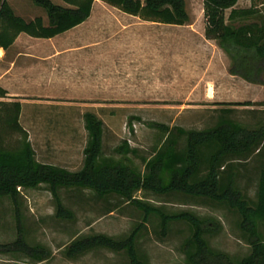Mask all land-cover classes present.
Masks as SVG:
<instances>
[{
	"label": "trees",
	"instance_id": "trees-1",
	"mask_svg": "<svg viewBox=\"0 0 264 264\" xmlns=\"http://www.w3.org/2000/svg\"><path fill=\"white\" fill-rule=\"evenodd\" d=\"M42 8V17L26 20L14 13L7 0H0V48L8 49L20 33L36 38H51L85 21L94 0H32ZM120 11L144 21L184 25L190 21L185 0H101ZM238 0H202L204 34L215 40L230 59L229 73L250 83H263L264 72V0H251L248 7H236ZM7 91L0 86V98ZM264 104V103H262ZM18 101H0V199L8 197L17 205L21 189L47 186L55 209V217L72 220L74 213L59 196L60 189L89 190L98 197L116 196L143 212V222L150 214L160 218L161 233L169 222L183 221L189 237L182 250L184 264H264V238L259 225L264 224V167L258 176L256 199L250 202L234 185V174L221 171L233 159H245L263 147L264 125L243 126L226 115L204 129L157 125L160 140L151 147L149 156H140L127 141L108 154L103 149L104 123L92 112L83 114L87 140L82 166L70 171L64 167L40 162L19 122ZM228 112V111H227ZM183 140V146H179ZM141 158L140 169L132 158ZM139 191L157 196L182 194L205 198L223 205L239 215L238 228L249 246L248 254L238 259L211 249L205 234V222L188 211L167 214L135 197ZM16 237L0 244V254L22 256L32 263L47 260L51 251L40 244L27 242L16 210ZM116 239L98 233L73 239L64 249V256L74 259L95 249L125 252L130 264H148L136 250V233Z\"/></svg>",
	"mask_w": 264,
	"mask_h": 264
},
{
	"label": "rangeland",
	"instance_id": "rangeland-1",
	"mask_svg": "<svg viewBox=\"0 0 264 264\" xmlns=\"http://www.w3.org/2000/svg\"><path fill=\"white\" fill-rule=\"evenodd\" d=\"M52 1L64 4L62 0ZM7 2L16 15L26 20L42 17L47 23L45 11L32 0ZM185 4L193 31H200L204 25L202 0H185ZM250 4L251 0H239L237 7H248ZM186 25L162 26L161 32L168 34L176 30L178 34L184 35L190 29ZM162 54L165 53L162 51ZM224 55L223 67L220 58L219 62L210 63V70L218 66L219 72L213 100L171 103L167 102L168 98L180 96H173L171 92L163 90L161 102L144 103L146 107L143 109H37L34 112L39 118L34 125H28V117L23 118L22 124L31 131L34 147L45 155L46 160L72 170L79 169L83 163V149L87 140L83 121L85 112L95 113L103 121V149L106 154L127 141L143 157L149 156L151 147L160 140L162 130L157 126L160 124L200 130L213 126L219 116L226 115L246 127L264 125V84L250 83L230 74V59ZM173 105H183L184 108H175ZM51 116L57 118H47ZM183 143L181 140L179 146H183ZM132 160L143 169L141 158L133 157ZM263 167L264 150L260 147L245 159L229 161L221 171L232 172L234 185L252 202L256 199L258 176ZM59 196L64 206L74 213L72 220L55 217L52 197L45 185L37 189H21L17 205L8 197L0 199V244L15 239L17 210L27 242L43 245L51 251L49 259L38 263H32L22 256L0 254V264H130L125 252L95 249L68 259L63 251L73 239L84 235L103 233L116 239L124 238L141 223L135 241L138 256L142 260L148 264L185 263L182 245L190 234L185 222H169L165 234H162L160 218L156 214H150L143 222V212L119 197L111 195L101 198L89 190L74 188L60 189ZM135 197L167 214L188 211L202 219L210 229L205 239L211 249L225 252L233 259L249 252V246L238 228L239 215L223 205L182 194L157 196L139 191ZM259 230L264 238V224L259 225Z\"/></svg>",
	"mask_w": 264,
	"mask_h": 264
},
{
	"label": "crops",
	"instance_id": "crops-1",
	"mask_svg": "<svg viewBox=\"0 0 264 264\" xmlns=\"http://www.w3.org/2000/svg\"><path fill=\"white\" fill-rule=\"evenodd\" d=\"M184 25L140 20L94 0L89 17L73 28L51 38L20 33L8 49L0 48V86L7 91L0 101L20 103L19 122L37 160L60 166L36 150L22 124L28 117L34 125L37 109H143L144 103L161 102L163 90L180 96L168 98L171 103L213 100L219 72L210 63L220 58L223 67L225 53L205 37L204 25L193 31L188 22L184 35L161 32L162 26Z\"/></svg>",
	"mask_w": 264,
	"mask_h": 264
},
{
	"label": "bare ground",
	"instance_id": "bare-ground-1",
	"mask_svg": "<svg viewBox=\"0 0 264 264\" xmlns=\"http://www.w3.org/2000/svg\"><path fill=\"white\" fill-rule=\"evenodd\" d=\"M1 54V53H0Z\"/></svg>",
	"mask_w": 264,
	"mask_h": 264
}]
</instances>
